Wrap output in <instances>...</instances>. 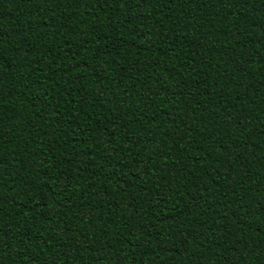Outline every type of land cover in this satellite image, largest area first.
<instances>
[{"label": "trees", "instance_id": "trees-1", "mask_svg": "<svg viewBox=\"0 0 264 264\" xmlns=\"http://www.w3.org/2000/svg\"><path fill=\"white\" fill-rule=\"evenodd\" d=\"M0 264H264V0H0Z\"/></svg>", "mask_w": 264, "mask_h": 264}]
</instances>
